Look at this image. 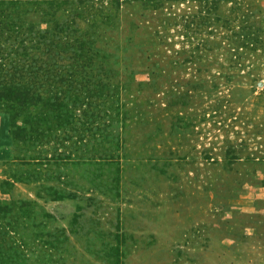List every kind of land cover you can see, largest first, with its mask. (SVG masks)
Here are the masks:
<instances>
[{"label": "rangeland", "instance_id": "374dc122", "mask_svg": "<svg viewBox=\"0 0 264 264\" xmlns=\"http://www.w3.org/2000/svg\"><path fill=\"white\" fill-rule=\"evenodd\" d=\"M0 3V264H264V0Z\"/></svg>", "mask_w": 264, "mask_h": 264}, {"label": "trees", "instance_id": "16d2710c", "mask_svg": "<svg viewBox=\"0 0 264 264\" xmlns=\"http://www.w3.org/2000/svg\"><path fill=\"white\" fill-rule=\"evenodd\" d=\"M0 4H4V3H0ZM1 23H2V25L0 24V35H2V34H4V33H6L10 28L9 27H7V29H5V26L3 25L4 23H5V21L4 20H2V21H0ZM59 37H60V35H59ZM41 38H43L44 40H47V37H43V36H41ZM61 50H63V49H61ZM57 51V50H56ZM37 53V52H36Z\"/></svg>", "mask_w": 264, "mask_h": 264}]
</instances>
